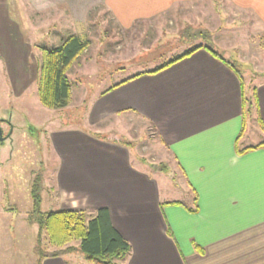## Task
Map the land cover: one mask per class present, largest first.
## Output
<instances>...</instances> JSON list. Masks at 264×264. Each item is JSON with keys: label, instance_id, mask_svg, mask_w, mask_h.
<instances>
[{"label": "crops", "instance_id": "0c3cea01", "mask_svg": "<svg viewBox=\"0 0 264 264\" xmlns=\"http://www.w3.org/2000/svg\"><path fill=\"white\" fill-rule=\"evenodd\" d=\"M195 1L42 0L31 5L36 11L64 10L80 25L92 6L100 4L119 28L128 30ZM227 1L264 27V0ZM0 53L5 54L2 47ZM18 53L8 75L20 95L29 49L19 44ZM133 75L94 97L85 121L98 127L107 120L136 118L150 125L186 181L183 190L191 203L161 201L155 179L132 164L129 145L93 136L80 124L49 132L56 168L51 173L46 166L41 176L33 173L30 186L41 191L39 205L42 193H49L59 210L106 208L112 226L131 247L120 264H264V148L238 153L264 142V79L254 85L258 137L244 145L240 73L207 49L156 73ZM5 184L0 173V191ZM40 264L74 263L46 256Z\"/></svg>", "mask_w": 264, "mask_h": 264}, {"label": "rangeland", "instance_id": "374dc122", "mask_svg": "<svg viewBox=\"0 0 264 264\" xmlns=\"http://www.w3.org/2000/svg\"><path fill=\"white\" fill-rule=\"evenodd\" d=\"M34 1L42 0H0V47L5 51L0 53V129L3 136L9 135L0 143V173L7 181L4 191H0V264H40L54 250L43 233L41 251L35 250L36 218L38 214L58 211L59 207L55 197L42 193L40 213L36 214L30 184L34 171L41 176L46 166L51 173L56 168L48 134L57 127L81 124L98 138L128 142L132 164L155 179L161 201L191 203L184 191L186 181L150 125L134 117L127 118V122L121 118L107 120L102 126H89L85 112L101 91L138 71L153 70L198 44L215 46L221 51L235 65L249 92L264 79V27L227 0L175 5L163 17L136 22L128 30L119 28L100 4L92 6L79 25L64 10L36 11L31 5ZM197 32L204 33V37L195 36ZM70 33L88 40L89 45L68 72L72 85L68 106L47 109L37 96L41 50L57 46V41ZM19 44L28 47L29 53L26 86L17 95L8 70H14L19 61ZM22 60L26 62V58ZM256 121L252 108L245 121L244 145L247 141L256 142ZM70 244L77 246L78 241ZM82 257L79 252H71L63 259L85 263L80 261Z\"/></svg>", "mask_w": 264, "mask_h": 264}, {"label": "trees", "instance_id": "16d2710c", "mask_svg": "<svg viewBox=\"0 0 264 264\" xmlns=\"http://www.w3.org/2000/svg\"><path fill=\"white\" fill-rule=\"evenodd\" d=\"M195 36L204 37V33L197 32ZM88 45V40L82 39L77 34L70 33L65 38H62L57 46L41 50L37 76V96L43 107L47 109H63L68 106L72 88L68 72L80 54L86 51ZM200 48L207 49L214 57L226 63L239 75L235 65L226 60L222 56V52L215 46L198 44L161 66L153 70L140 71L131 78L144 73H156ZM239 78L242 110L245 120L252 112V108L257 109L256 87L253 86L250 89V93L249 90H246L244 81L240 75ZM117 85L119 84L111 87ZM85 131L90 133L88 130ZM120 143L126 146L129 145L128 142ZM258 147L264 148V142L252 148L247 147L238 150V153ZM31 194L34 212L38 214L40 213L38 209L40 197L36 185H33ZM176 203L178 202H171V204ZM36 219L38 237L35 250L38 253L41 251L42 244L40 238L42 233L45 234L47 244L54 247L51 254L44 257H60L71 252H79L83 255L85 263L78 264H120L130 252V244L112 226L106 208H97L92 212L82 209L50 211L44 215L38 214ZM73 241H78V245H71L70 243Z\"/></svg>", "mask_w": 264, "mask_h": 264}, {"label": "water", "instance_id": "95a60500", "mask_svg": "<svg viewBox=\"0 0 264 264\" xmlns=\"http://www.w3.org/2000/svg\"><path fill=\"white\" fill-rule=\"evenodd\" d=\"M9 135H7L6 137H8ZM5 136L2 135V131L0 129V143L6 138Z\"/></svg>", "mask_w": 264, "mask_h": 264}, {"label": "flooded vegetation", "instance_id": "af4514ba", "mask_svg": "<svg viewBox=\"0 0 264 264\" xmlns=\"http://www.w3.org/2000/svg\"><path fill=\"white\" fill-rule=\"evenodd\" d=\"M0 126H1V123H0ZM2 135H4V134H2ZM7 138V137H6Z\"/></svg>", "mask_w": 264, "mask_h": 264}]
</instances>
